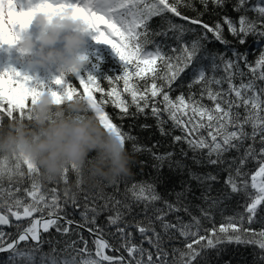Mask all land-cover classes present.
<instances>
[{
	"label": "snow or ice",
	"instance_id": "snow-or-ice-1",
	"mask_svg": "<svg viewBox=\"0 0 264 264\" xmlns=\"http://www.w3.org/2000/svg\"><path fill=\"white\" fill-rule=\"evenodd\" d=\"M211 2L222 8L227 0ZM201 3L207 9L209 0ZM182 4L192 7L185 0H40L18 11L16 0H0V45H14L18 34L31 25L38 13L70 14L88 31L98 33L95 39L110 45L123 62L122 74L103 79L91 74L81 76L80 87L62 73L54 81L59 90L32 84L31 77L15 68L0 71V126L5 120L31 121L32 108L46 92L58 107L80 100L86 110L77 118L94 115L122 144L131 141L133 152L150 154L158 162L153 166L157 172L166 162L170 170L173 166L181 171L187 169L190 180L203 188L200 198L207 204V208L199 207V216L194 215L184 203L186 193L192 192L190 183L186 182L184 191L176 193L175 202H170L156 191L154 183L146 181L125 185L121 199L101 193L93 198L91 207L87 203L79 205L76 197L69 198L66 193L62 203L56 188L43 190L40 169L29 158L23 154L2 155L0 254H5L6 260H0V264H206L209 251L219 252L227 244L254 245L264 253V50L254 63H249L247 53L231 48L232 56L226 58L227 53L210 52L204 43L211 33L216 41L230 44L223 36L225 26L241 45L249 35L264 40V0H236L233 8L238 17L225 15L223 23L217 21L214 25L183 15L179 10ZM168 14L199 25L204 31L196 39L185 40V35L196 29L173 23ZM155 17L161 19L159 30L152 29ZM157 37L165 38V42ZM167 40L174 41L175 46ZM241 61L247 71L241 69ZM219 70L224 75L217 77ZM182 74H187L189 88L192 84L202 86L200 99L191 92L187 97L183 93L170 95ZM101 80L108 82L109 90L101 86ZM138 81H144L142 88ZM212 85L219 90H213ZM205 96L212 101L211 107L202 102ZM109 104L120 110L121 119L150 114L162 136L172 134L165 127L170 122L172 130L181 132L172 136L173 143L186 144L192 156L181 148L182 159L174 160L173 152L157 154L146 145H138L137 137L125 132L106 111ZM130 108L135 111L130 112ZM141 127L147 129L150 125ZM233 152L236 155L229 158ZM185 158L195 165L213 167L216 173L192 171ZM249 164L254 165V170L248 168ZM221 172H227V178L221 189L214 190ZM70 174L76 178L80 175L75 165L65 170L63 183L69 182ZM116 191H120L118 185ZM79 192H84L83 185ZM233 196L241 198L244 211L226 217L219 227H205L204 220H214L211 209H221ZM84 199L88 201L89 197L85 195ZM95 199L104 203L97 205ZM69 206L74 214L82 208L78 214L84 223L69 216ZM103 212L109 213L108 233L96 223ZM181 212L190 219L185 221ZM254 224L260 225L259 230ZM5 227L10 230L5 231ZM85 228L94 234L93 248H89V239L80 231ZM53 230L75 239L64 241L60 247L61 242L52 239ZM177 241L183 246L178 247ZM259 259L264 262V255Z\"/></svg>",
	"mask_w": 264,
	"mask_h": 264
},
{
	"label": "trees",
	"instance_id": "trees-1",
	"mask_svg": "<svg viewBox=\"0 0 264 264\" xmlns=\"http://www.w3.org/2000/svg\"><path fill=\"white\" fill-rule=\"evenodd\" d=\"M236 0H227V3L222 7H216L211 0H209L207 9H205L204 5L201 3V0H185V3H191L192 7H186L183 4L180 6L179 10L182 12L183 15H186L190 18H198L201 19L203 22L208 23L209 25H214L217 21L223 23L222 18L227 15L232 18L238 17L239 13H237L233 5ZM203 13V15H200ZM172 19L173 23L177 24H185L186 27L195 28L196 32L188 33L185 35V40H193L198 38L202 32L204 31L199 25H191L187 21L181 20L179 17L172 16L168 14ZM248 15L255 19V14L249 12ZM153 30H159L161 25V19L159 17H155L151 22ZM90 34V33H89ZM92 41L95 39L96 35H91ZM224 38L230 41V44L225 45L216 41L212 34H208V40L205 41V46L210 52H218V53H227L226 58H231L232 53L230 51L231 48L237 49L240 53H247V60L249 63H254L256 59H258L261 50H264V40H260L258 36L249 35L247 37L246 42L241 45L238 43L237 39L234 38L232 35L229 34L227 27H224L223 32ZM158 41L165 42V38L157 37ZM169 44H173L175 46V42L172 40L166 41ZM63 47V45H62ZM88 58V63L85 65L84 68L80 69L77 73H73L67 76V79L73 83L74 86H79V77L83 76L87 78L89 74L96 76L98 79H103L105 76H114L118 74H122L123 72V62L119 59L116 52L111 48L109 51H95L93 49L89 50V54L85 55ZM241 69L247 71V67L241 61ZM223 65L221 64V69ZM59 70V68H58ZM59 75L61 76L62 72L59 70ZM206 75H211V73H206ZM217 77L223 76L224 72L219 70L215 73ZM247 79V78H245ZM237 83L239 81L237 80ZM259 83V82H258ZM139 86L142 88L144 86V81H138ZM190 80L187 78V74H182L181 77L173 84V90L170 92V95L175 97L183 93L186 97L189 93H194L196 99H200V93L202 90V86L200 84H192L191 88H189ZM101 86L105 88V90H109V84L106 80H101ZM122 87V81L118 86ZM213 90H219L218 86L212 85ZM223 88H227V84L223 85ZM99 98L100 94H96ZM126 98L130 100V97H127V94H124ZM204 104L208 105L209 107L212 106V101L205 98L202 101ZM106 111L113 117L114 122L122 126V129L125 132L130 133L131 135L137 137V144L140 146H148L152 148L153 152L157 154H165L168 152H173L174 157L173 159H182L180 156V149L183 148L185 151H188L189 157L192 156L191 151L188 150L186 144H174L172 141V136L174 135H181V132L177 130H172L171 123L169 122L165 125L166 129L171 131V135L169 136H162L157 128L156 119L152 117L150 114L147 116L139 115L133 117H125L123 119L120 118V110L118 108H114L112 105L106 106ZM135 108H130V112H134ZM146 112L150 113V109L146 110ZM91 114V113H90ZM166 118V117H165ZM9 121L5 120L4 124H7ZM150 125L149 128L143 129L141 125ZM126 148L129 153L133 156L135 160V164L132 166V174L116 184L112 185H104L101 188H93L89 189L87 186L84 187V192H79L76 196L77 203L83 206L87 203L90 207L93 204V198H97L101 193L104 196H115L117 199H121L125 185L131 186L133 183H139L142 181H146L148 183H154L156 191L161 194V196L170 202H175L176 200V193L184 191L186 182L191 184L192 192L186 193V198L184 203L189 207V210L194 214L199 216V207L207 208V204L200 198L201 193L203 192V188L198 187V182L194 180H190L188 176V170L185 169L181 171L180 169H176L174 166L170 170L167 167V162L165 166L160 172H157L156 169L153 167L158 162L155 161L150 154L146 152H133L132 150V142L129 141L126 143ZM154 146V147H153ZM257 147H259L257 143ZM4 154L0 153V156ZM94 155V154H93ZM236 155L235 152L229 154V158L231 156ZM185 163L188 165L192 171L198 173H207L212 172L213 174L216 173V169L210 166L202 167L200 165H195L192 163L191 159L185 158ZM249 169L254 170V165L249 164ZM227 178V172H221L218 182L214 183L213 187L214 190L221 189L224 185V180ZM76 177L74 175L69 176V182L74 181ZM117 185L119 186L120 191H116ZM64 183H43V190L45 192H49L50 189L56 188L60 197L61 202L63 203L64 199V192H63ZM7 187V184L5 185ZM87 195L89 197L88 201H85L84 196ZM215 195V191L212 193ZM241 198L238 196H233L231 200L226 201L225 204L222 206L221 209H211L212 215L214 217L213 221L204 220V226L207 228L212 227H219L220 223L224 222L226 217L232 216L236 213L243 212V207L240 206ZM95 203L97 205L103 204L104 201L101 199H95ZM162 206V205H157ZM69 211V216L72 217L77 223H84L81 219V216L78 214L79 211H82V208L77 209V214H74L70 211L69 208L66 209ZM109 213L103 212L97 218V225L103 227L105 233H108L110 229L107 226V215ZM180 215L183 217L185 221H188L190 217L185 213L181 212ZM169 219H172L170 216ZM75 227V226H74ZM254 228H260L259 224H254ZM5 231H8L7 227L4 228ZM14 231V229H11ZM83 232V235L89 239V248H93L91 240L94 238L92 235L88 234L84 230L80 229ZM114 231V228L111 229ZM105 238H110L106 235ZM52 239L60 241V247H63V242L75 239V237H68V236H60L59 234L55 233L53 230ZM178 247H182L183 245L177 241L175 242ZM148 245L145 244V247ZM45 250H47V246H45ZM264 255L258 249V247L254 245H237V244H227L222 246V250L217 252L216 250H211L207 253V260L206 264H264L259 257ZM0 260H6L5 254H0Z\"/></svg>",
	"mask_w": 264,
	"mask_h": 264
},
{
	"label": "clouds",
	"instance_id": "clouds-1",
	"mask_svg": "<svg viewBox=\"0 0 264 264\" xmlns=\"http://www.w3.org/2000/svg\"><path fill=\"white\" fill-rule=\"evenodd\" d=\"M33 21L42 29L38 40L27 33L28 27L18 34L14 46L18 45L34 66L56 65L67 75L85 67L88 58L81 51L87 43L85 24L70 14L43 12ZM61 42L63 47H58ZM85 110L80 100L58 107L52 96L44 93L31 110V121L15 120L0 126V153L29 158L39 167L42 183H61L65 170L75 165L80 175L63 186L69 198L79 194L81 185L93 189L118 183L132 174L135 160L94 115L77 118Z\"/></svg>",
	"mask_w": 264,
	"mask_h": 264
},
{
	"label": "rangeland",
	"instance_id": "rangeland-1",
	"mask_svg": "<svg viewBox=\"0 0 264 264\" xmlns=\"http://www.w3.org/2000/svg\"><path fill=\"white\" fill-rule=\"evenodd\" d=\"M40 0H16L17 10H27L31 5L38 4ZM53 3H58L60 0H52ZM72 3H76L77 0H70ZM19 30V29H17ZM41 26L33 21V23L26 30L28 34L32 35L34 39L39 38L41 33ZM90 33V34H89ZM98 35L94 30L88 31L86 37L87 43L85 47L81 50L83 55L89 54V50L93 49L95 51H109L111 46L98 42L96 39L92 41L91 35ZM63 43L58 44V47H62ZM15 68L18 72L31 77L30 83L40 84L42 86H47L53 90H59L58 86L55 85V78L59 77L58 66L49 65L47 67L34 66L29 58L20 52L18 45H0V71H4L8 68Z\"/></svg>",
	"mask_w": 264,
	"mask_h": 264
},
{
	"label": "water",
	"instance_id": "water-1",
	"mask_svg": "<svg viewBox=\"0 0 264 264\" xmlns=\"http://www.w3.org/2000/svg\"><path fill=\"white\" fill-rule=\"evenodd\" d=\"M83 230H85L86 232H88L86 228H85V229H83ZM88 233H89V232H88ZM91 235H93V236H94V234H91Z\"/></svg>",
	"mask_w": 264,
	"mask_h": 264
},
{
	"label": "bare ground",
	"instance_id": "bare-ground-1",
	"mask_svg": "<svg viewBox=\"0 0 264 264\" xmlns=\"http://www.w3.org/2000/svg\"><path fill=\"white\" fill-rule=\"evenodd\" d=\"M75 226V225H74ZM83 230V229H82ZM85 231V230H84ZM86 232V231H85ZM88 233V232H87ZM88 234H90V233H88ZM91 235V234H90ZM93 236V235H92ZM94 237V236H93Z\"/></svg>",
	"mask_w": 264,
	"mask_h": 264
}]
</instances>
